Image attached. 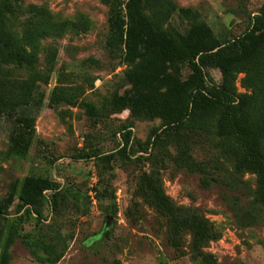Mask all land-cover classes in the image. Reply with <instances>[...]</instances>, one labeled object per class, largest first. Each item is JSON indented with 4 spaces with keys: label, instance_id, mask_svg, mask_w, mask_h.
<instances>
[{
    "label": "trees",
    "instance_id": "16d2710c",
    "mask_svg": "<svg viewBox=\"0 0 264 264\" xmlns=\"http://www.w3.org/2000/svg\"><path fill=\"white\" fill-rule=\"evenodd\" d=\"M100 1L108 7L104 47L127 66L122 82L102 106L87 100V90L79 84L55 86L49 105L78 106L89 117L100 120L125 110L130 117L158 119L160 125L152 130L143 151L149 152L151 139H167L177 150L174 161L194 169L192 135L185 130L205 133L213 129L236 174L256 175L253 202L264 206V4L243 33L221 39L210 25L197 20L193 9L178 8L172 0ZM20 2L0 0V115L13 123L8 154L24 157L32 146L38 113L45 102L43 86L49 83L58 58L57 48H44L43 41L63 37L83 22L81 18L76 22L58 20L47 5L39 4H30L20 19ZM175 13L190 21L184 31L167 25ZM43 50L45 66L41 68L38 63ZM86 61L98 63L93 58ZM184 67L190 69L187 76ZM13 68L27 76L16 77ZM209 68L220 71L221 83L209 82ZM240 74L244 75L241 83L245 92L237 91ZM91 85L93 88L94 81ZM130 127L125 126L122 154L131 151ZM214 179L231 187L242 184L237 176L233 180ZM66 190L40 175L13 182L0 202V264L10 263V248L16 239H21L40 263L56 264L63 258L74 237L66 216L70 210L82 212ZM46 192H50L49 197ZM135 194L165 218L168 242L174 248L181 249L189 234V253L196 264H218L216 256L205 248L220 236V230L199 213L174 203L157 173H142ZM16 199L17 215L10 218ZM47 201L52 210L49 221L44 215ZM33 216L38 221L36 231H25L24 223ZM111 264L123 263L114 259Z\"/></svg>",
    "mask_w": 264,
    "mask_h": 264
},
{
    "label": "rangeland",
    "instance_id": "374dc122",
    "mask_svg": "<svg viewBox=\"0 0 264 264\" xmlns=\"http://www.w3.org/2000/svg\"><path fill=\"white\" fill-rule=\"evenodd\" d=\"M172 1L178 8L193 9L197 20L210 25L221 39L243 33L264 4V0ZM30 4L47 5L58 20L76 22L81 18L83 24L63 37L43 41L44 48H57L58 58L49 83L43 86L45 102L26 156L8 154L13 123L0 115V202L11 191L13 182L27 175L49 177L66 187L69 198L79 203L82 212L70 210L67 214L74 237L56 264H111L114 259L123 264H196L188 248L191 236L186 235L181 249L174 248L168 242L165 218L135 194L139 176L155 172L174 203L199 213L220 230V236L205 248L216 256L218 264H264V206L253 202L256 175L236 174L213 129L205 133L185 130L192 135L194 169L174 161L177 150L167 139H151L149 152L143 151L152 130L160 125L158 119L130 117L125 110L100 120L89 117L78 106L49 105L55 86L79 84L86 88L87 100L102 106L122 82L127 66L104 47L108 7L100 0H21L17 13L20 19L26 16ZM189 23L175 13L167 25L184 31ZM44 58L43 50L38 63L41 68L45 66ZM89 58L98 63L86 61ZM12 70L16 77L27 76L23 70ZM189 72L188 67L183 68L184 76ZM207 74L209 82L221 83L218 69L209 68ZM243 76L240 74L236 82L238 92L246 91L241 83ZM129 124L131 151L122 154L123 133ZM109 155L110 160L106 159ZM235 176L241 186H227L214 179L233 180ZM17 203L16 199L10 208V218L17 215ZM50 207L47 201V221L52 215ZM87 207L89 211L85 212ZM37 223L35 216L27 219L24 230L36 231ZM10 252L9 264H43L21 239L15 240Z\"/></svg>",
    "mask_w": 264,
    "mask_h": 264
},
{
    "label": "water",
    "instance_id": "95a60500",
    "mask_svg": "<svg viewBox=\"0 0 264 264\" xmlns=\"http://www.w3.org/2000/svg\"><path fill=\"white\" fill-rule=\"evenodd\" d=\"M108 225H109V220H108V223H107L106 227H108Z\"/></svg>",
    "mask_w": 264,
    "mask_h": 264
}]
</instances>
